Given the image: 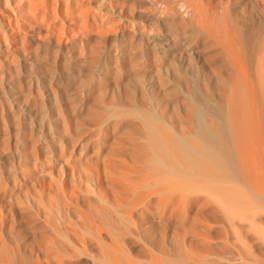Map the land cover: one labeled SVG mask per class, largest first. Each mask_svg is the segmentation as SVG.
<instances>
[{"label": "bare ground", "instance_id": "6f19581e", "mask_svg": "<svg viewBox=\"0 0 264 264\" xmlns=\"http://www.w3.org/2000/svg\"><path fill=\"white\" fill-rule=\"evenodd\" d=\"M146 3L0 0V264L263 253L264 0Z\"/></svg>", "mask_w": 264, "mask_h": 264}, {"label": "rangeland", "instance_id": "374dc122", "mask_svg": "<svg viewBox=\"0 0 264 264\" xmlns=\"http://www.w3.org/2000/svg\"><path fill=\"white\" fill-rule=\"evenodd\" d=\"M146 5L149 0H143ZM149 7V4H148ZM81 138H84L83 136ZM258 225L264 226V215L260 217ZM211 241L214 250L206 258L204 264H264V251L263 253L254 250L253 246L249 248L243 235L249 236V243L252 244L251 235L257 234L256 229L244 231L238 234L232 227L231 233L228 238L222 236L220 225L218 221H211ZM231 224V222H230ZM154 252L149 246V253Z\"/></svg>", "mask_w": 264, "mask_h": 264}]
</instances>
